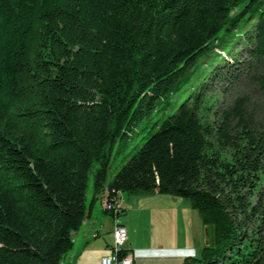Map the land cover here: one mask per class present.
<instances>
[{
	"label": "trees",
	"instance_id": "1",
	"mask_svg": "<svg viewBox=\"0 0 264 264\" xmlns=\"http://www.w3.org/2000/svg\"><path fill=\"white\" fill-rule=\"evenodd\" d=\"M245 27L264 93V0H0V264H61L94 165L93 193L197 211L208 244L183 264H264V118L244 99L206 120L190 95L107 182L115 145Z\"/></svg>",
	"mask_w": 264,
	"mask_h": 264
},
{
	"label": "crops",
	"instance_id": "2",
	"mask_svg": "<svg viewBox=\"0 0 264 264\" xmlns=\"http://www.w3.org/2000/svg\"><path fill=\"white\" fill-rule=\"evenodd\" d=\"M105 188L86 201L87 214L80 229L72 234L73 246L61 264H100L113 243V218L103 210ZM119 222L127 230L125 254L134 264H183L197 258L208 244L206 227L199 214L180 198L151 194L120 195Z\"/></svg>",
	"mask_w": 264,
	"mask_h": 264
},
{
	"label": "rangeland",
	"instance_id": "3",
	"mask_svg": "<svg viewBox=\"0 0 264 264\" xmlns=\"http://www.w3.org/2000/svg\"><path fill=\"white\" fill-rule=\"evenodd\" d=\"M250 31L249 27H245L237 31L236 34L226 35L221 43L218 42L216 44L218 46H215L206 57L199 60L198 64L190 70L189 82L179 93L170 96L169 109L159 112L152 111L131 131L129 137L115 145L112 150L107 182L140 149L147 138L157 130L156 124H160L162 120L166 119L169 114L174 112L181 103L187 100L190 95L193 96L194 93L204 95V99L197 104V107L200 117L206 120L213 119L214 111L219 112L230 107L237 99H244L245 108L253 111L257 118H264V93L250 81V76L253 72L248 74L243 65L249 61L246 55L245 34ZM236 55L237 60L234 58ZM233 66H241L242 68L226 80L224 74L227 70H232ZM215 69H217L216 71L221 70V76L217 80L212 78L216 75ZM201 87H203V90H201ZM97 168L94 165L88 175L85 195L87 202L90 201V196H92L94 191V170ZM124 196L125 198L128 197L126 194Z\"/></svg>",
	"mask_w": 264,
	"mask_h": 264
},
{
	"label": "built area",
	"instance_id": "4",
	"mask_svg": "<svg viewBox=\"0 0 264 264\" xmlns=\"http://www.w3.org/2000/svg\"><path fill=\"white\" fill-rule=\"evenodd\" d=\"M120 200V194L115 195L112 199H110L108 194L107 197L102 199L103 210L108 214L114 211H120ZM112 236L113 243L107 255L101 258L100 264H134L133 257L130 254H125L122 257L117 256L122 251L128 239L127 230L119 220H114Z\"/></svg>",
	"mask_w": 264,
	"mask_h": 264
}]
</instances>
